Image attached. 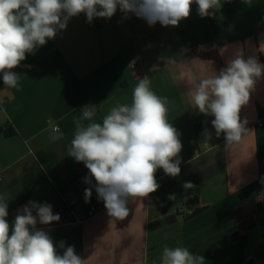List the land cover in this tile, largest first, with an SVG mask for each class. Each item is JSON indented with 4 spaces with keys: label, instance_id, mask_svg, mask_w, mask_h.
<instances>
[{
    "label": "crops",
    "instance_id": "crops-1",
    "mask_svg": "<svg viewBox=\"0 0 264 264\" xmlns=\"http://www.w3.org/2000/svg\"><path fill=\"white\" fill-rule=\"evenodd\" d=\"M221 2L215 15L203 18L193 3L187 18L167 27L149 26L119 8L91 23L81 13L11 70L21 75L18 90H6L0 73V195L8 202L9 235L29 201L48 203L55 214L73 192L77 217L91 205L100 211L80 222L65 216L66 222L36 225L61 255L64 242L87 264H161L164 246H179L203 255L204 264H264V73L241 109L249 133L234 148L225 147L223 134L216 137L214 117L199 113L190 96L237 53L264 65V0ZM145 76L156 95L168 98L167 119L182 143L181 172L170 177L158 169L157 191L131 200L129 215L118 220L98 199L94 178L88 202L80 195L75 186H90L89 170L67 148L81 108L92 105L94 112L85 124L102 123L111 107L131 103ZM185 182L194 187L185 189Z\"/></svg>",
    "mask_w": 264,
    "mask_h": 264
},
{
    "label": "clouds",
    "instance_id": "clouds-1",
    "mask_svg": "<svg viewBox=\"0 0 264 264\" xmlns=\"http://www.w3.org/2000/svg\"><path fill=\"white\" fill-rule=\"evenodd\" d=\"M193 3L202 18L215 15L223 6L221 0H0V73L6 90L19 89L21 75L11 70L26 59V53L34 54L81 13L91 23L94 18L110 19L119 8L125 15L133 13L144 19L149 26L159 22L167 27L187 18ZM262 73L264 65L255 57L245 59L237 53L225 67L202 78L190 93L194 108L214 117L211 125L216 137L223 134L226 148L238 146L249 133L247 120H241V109L248 104ZM150 85L148 76L138 78L131 103L111 107L102 123H84L92 121V105L81 108L82 115L74 118L67 155L84 163L89 170L85 182L91 184V178L95 179L98 199L104 202L108 215L118 220L129 215L131 200L157 191L158 169L170 177L181 172L182 143L167 119L168 98L156 95ZM52 131L57 134L54 139L63 136L58 125ZM205 139H211V134L206 132ZM183 187L194 185L185 182ZM91 196V188H85V202ZM7 216L6 195H0V264H87L74 246L65 247L64 242L58 246L63 249L59 254L49 234L37 229V223L50 225L60 220L50 204L29 201L18 210L11 235ZM160 260L161 264H204L205 257L186 247L164 246Z\"/></svg>",
    "mask_w": 264,
    "mask_h": 264
},
{
    "label": "built area",
    "instance_id": "built-area-1",
    "mask_svg": "<svg viewBox=\"0 0 264 264\" xmlns=\"http://www.w3.org/2000/svg\"><path fill=\"white\" fill-rule=\"evenodd\" d=\"M80 173L84 177L87 176V174H85L83 170H81ZM77 203L78 200L73 192L70 193L68 198H63L61 209L57 213H55L60 215V220L58 222H66L65 216L70 217V221L80 222L82 220L95 216L100 211L98 207H96L95 205H91L88 209L85 210L83 214L77 217L74 212V207ZM259 204L262 208H264V199H260Z\"/></svg>",
    "mask_w": 264,
    "mask_h": 264
},
{
    "label": "trees",
    "instance_id": "trees-1",
    "mask_svg": "<svg viewBox=\"0 0 264 264\" xmlns=\"http://www.w3.org/2000/svg\"><path fill=\"white\" fill-rule=\"evenodd\" d=\"M197 54H198L200 57H203V58H216L215 55H213V54L210 53V52H206V51H198ZM75 187L78 189L80 195H81L82 197H84V190H85V188H92V185L90 184V186H86V185H84L83 183H79V185H78V186H75ZM84 198H85V197H84ZM191 201H193V200H191ZM6 220H7L8 222L10 221V216H9V215L6 217ZM238 237H240L239 234H233V235H232V238H234V239H236V238H238Z\"/></svg>",
    "mask_w": 264,
    "mask_h": 264
}]
</instances>
